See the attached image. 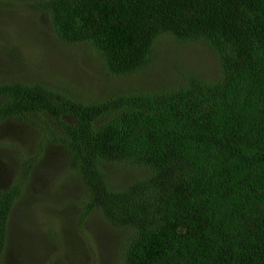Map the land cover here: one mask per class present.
I'll list each match as a JSON object with an SVG mask.
<instances>
[{
    "label": "trees",
    "instance_id": "trees-1",
    "mask_svg": "<svg viewBox=\"0 0 264 264\" xmlns=\"http://www.w3.org/2000/svg\"><path fill=\"white\" fill-rule=\"evenodd\" d=\"M31 6L47 16L59 48L72 51L67 58L87 55L95 71L115 79L159 74L161 82L152 89L133 82L131 92L117 88L100 97L50 78L47 69L41 79H0V131L23 124L34 144L26 154L13 149L16 178L0 186V264H9L15 250L17 215H26L50 144L67 156L60 180L83 185L80 198L67 203L78 208L76 242L93 264H106L94 248L93 216L122 233L118 264H264V0ZM163 39L178 47L175 62L165 59L171 52ZM192 51L211 60L209 71ZM8 138L0 140V155ZM115 167L132 175L117 185ZM48 189L52 200L58 191ZM59 230L49 229L48 237L64 250L70 235Z\"/></svg>",
    "mask_w": 264,
    "mask_h": 264
},
{
    "label": "rangeland",
    "instance_id": "rangeland-1",
    "mask_svg": "<svg viewBox=\"0 0 264 264\" xmlns=\"http://www.w3.org/2000/svg\"><path fill=\"white\" fill-rule=\"evenodd\" d=\"M35 1L1 0L0 79L17 76L41 79L48 70L50 78L69 80L81 87L83 91L87 90L89 94L100 97L109 95V92H116L117 88L131 92L135 88L133 82H139V86L144 89L157 88L156 85L160 84L161 81L156 80L159 78V74L147 76L145 77L146 80L141 77L139 81L132 80L130 82V80L115 79L103 72L98 73L94 70L97 69L96 63L87 60V55L67 58L66 56L72 54V51L59 48L53 40L47 16L31 6ZM172 43L169 39L160 41V44L164 46L163 48H168L171 52V56L168 54L165 59L174 57L171 61L175 62L179 57V49L177 46L171 48ZM192 56L203 59L199 66L208 70L212 63L211 60L207 59L201 52L192 51ZM171 71H174V68ZM173 75L170 74L169 77ZM82 78H84V83L90 84L84 85L81 82ZM169 81L171 82L172 79L169 78ZM164 84L165 81L161 86ZM29 131L27 126L18 123H11L7 127L6 133L0 131V140H6L5 138L9 136L7 141L11 143L4 151V155H0V186L2 188L11 185L16 178L13 168L17 165L15 160L18 158V153L13 149L16 147L23 154L32 152L34 149ZM50 147L47 148L42 160L39 161V169L35 175L37 187L30 190L29 201L24 206L26 215H23V211H19L17 215L18 221L15 223L14 229L17 231L19 228L18 238L15 241V250L11 249L7 255V261L9 264H78L82 258L85 260V264H93L94 257L90 251L81 243L76 242L78 239L76 225L79 214L78 208L76 209L74 205L67 203L80 198L83 185L75 179L65 182L60 180L59 177L64 169L62 160H67V156L65 151L56 152L57 147L53 144H50ZM0 153L3 154V151ZM111 172L117 185L132 175L119 167L111 169ZM137 174H139L138 171ZM48 188L55 192L58 191L57 196L52 200H48L46 196L49 192ZM53 222L58 223L53 225ZM43 224L47 226L43 228ZM49 229H61L59 232L62 235H70L68 242L71 243H68L64 250L62 247L54 245L48 237ZM89 229L95 237L94 248L103 253L104 262L108 264L109 257L107 255H111L112 261L109 264H118L119 261L116 262L118 256L114 251L117 250L115 249L116 245L123 244L122 233L110 229L98 216H93L89 220ZM43 236H47L46 243ZM89 239L92 240L91 237ZM81 241L86 244L85 237H82ZM54 254L59 255L53 257Z\"/></svg>",
    "mask_w": 264,
    "mask_h": 264
}]
</instances>
